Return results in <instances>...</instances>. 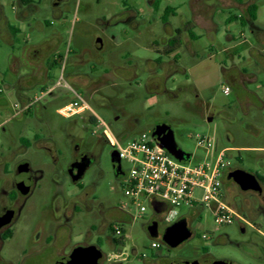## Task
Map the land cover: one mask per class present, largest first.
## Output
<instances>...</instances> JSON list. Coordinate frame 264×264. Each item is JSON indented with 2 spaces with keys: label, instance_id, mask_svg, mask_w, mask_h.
Instances as JSON below:
<instances>
[{
  "label": "rangeland",
  "instance_id": "1",
  "mask_svg": "<svg viewBox=\"0 0 264 264\" xmlns=\"http://www.w3.org/2000/svg\"><path fill=\"white\" fill-rule=\"evenodd\" d=\"M34 1H40L43 11L34 17L40 18L41 22L46 17L51 20L48 14L49 0ZM183 1L163 0L157 13L152 15L146 0H69L66 6H62L58 22H53L52 26L43 24L42 33L30 31L34 22L32 26L22 25L20 34L16 36L17 41L12 46L2 38L3 34H0V91L6 95L9 103V109L0 111V126L4 129V131L0 130V152L4 151L11 136L17 139L21 131H25V135L31 138L36 126L26 114L23 115L22 121L10 120L18 110L14 106L16 99L12 91H8L15 79L10 69V57L19 59L21 49L27 42L38 47L39 57L45 62L54 53L66 55L71 60L79 58V65L67 66L66 73L89 74L96 79L91 85L86 84L83 90L73 87L90 107V111L85 112L81 117L84 119L92 115L99 117L110 126L111 135L118 140L122 148L142 134L151 138L154 125L167 120L171 123L176 145L189 156L203 158L205 151L197 147V136L208 137L215 143L216 151L231 148L226 153L230 167H238L264 177V111L260 109L258 99L263 100L264 97V76L258 74L257 82L244 85L232 84L231 80L235 77L234 66L258 72L252 61H261L258 51L262 50V45L256 42L247 25L241 26L239 21L227 24L224 15L217 16L215 21L218 31L214 37L211 38L201 31H196L200 36L191 43L194 52L192 54L181 53L177 64L184 70L183 74L175 73L167 80L157 77L148 84L149 87L155 84L154 86H158L157 90L163 87L171 89L177 98L169 100L163 94L147 91L146 83L149 80L147 69L155 70L153 62L159 57L155 49L160 46L156 47L152 43L154 41L159 43L163 34V25L160 21L163 8L167 4L177 5ZM0 4L5 8L6 17L13 20L15 14L12 13V3L9 0H0ZM259 8L258 24L264 26V0L259 1ZM130 12L137 17L138 23L135 30L121 22ZM178 13L185 14L186 10L179 9ZM170 20L175 25L176 20L171 18ZM107 22L110 26L105 25ZM55 28L58 29V41L51 38V32ZM227 34L232 35L235 40L227 42ZM96 44H101V49H96ZM238 55L243 58V64H240L242 59L237 58ZM108 63L116 66L135 65L134 70L137 76L132 78L131 70H124L122 75L125 79H121L122 81L109 76L104 77L105 72H110ZM18 69L20 73H26L25 67H18ZM51 75L52 80L47 84L46 89L58 81L59 69L56 68ZM81 82L85 81L81 80ZM113 83H118V85L112 86ZM24 84L27 86L25 96L31 99L40 96L42 92L40 85L30 80H25ZM119 86L123 87L126 93L114 99L116 97L114 88L117 89ZM225 86L230 89L229 96L223 94ZM176 87L183 89L177 91ZM64 92L65 89L61 88L59 94L55 92L54 97L45 96L40 101L41 104L48 103L50 106L46 108L45 114L53 119V123L47 129L59 141L62 140V135L61 133L58 135L57 125L65 119L56 115L55 110L69 103V95L65 99ZM107 97L111 99L113 106H121L126 115L139 117V125L126 128V122L129 121L126 117L115 121V112L101 107L95 100ZM102 130V128L93 126L91 131L94 135L103 137ZM126 131L125 137L119 139L118 137ZM94 135L88 132L87 143L94 138ZM115 154V149L106 142L101 153L99 167L89 169L79 183L93 182L97 171L106 174L96 186L95 193L107 206L113 207L120 213L123 223L121 226L126 230L132 242L140 248V252L147 254V247L151 248L152 243L160 244L163 234L160 232L158 238L151 239L143 230L142 225L152 218L149 206L146 213L133 223H130L128 212L120 210L121 204L126 203L123 197L125 177L117 182L113 176L111 164ZM36 157L41 158L40 155H35V159ZM62 157L65 162L66 154ZM120 166L126 172L130 169L127 161H120ZM230 185L228 182L225 183L227 190ZM61 187L63 191L66 189L74 191L75 189L65 182ZM194 195L201 199L200 190H196ZM226 205L241 215L238 197L232 200L234 208ZM37 208L28 207L13 228L12 238L6 241L2 249L1 256L10 260L12 264H43L38 256H31L29 245H25L33 228L26 219ZM177 212L178 216L164 225L169 226L180 219L189 220L192 237L183 244L186 251L191 250L192 253L198 254L201 247H206L216 259L236 264H264V252L260 251V258H258V252L245 250L238 245L243 239L239 237L236 219L231 224L218 226L214 223L211 211L200 202L195 207L181 205L177 208ZM248 230L251 232V229ZM261 230L264 232V224ZM204 235L207 239H203ZM224 236H227V239H220ZM227 241L229 242L224 243ZM254 249L257 250L255 247ZM156 251L160 254L164 252V250ZM129 264L139 263L132 260Z\"/></svg>",
  "mask_w": 264,
  "mask_h": 264
},
{
  "label": "flooded vegetation",
  "instance_id": "2",
  "mask_svg": "<svg viewBox=\"0 0 264 264\" xmlns=\"http://www.w3.org/2000/svg\"><path fill=\"white\" fill-rule=\"evenodd\" d=\"M61 1V4L66 6L69 0ZM162 1L146 0L152 15L157 13ZM216 4V0H184L177 5L167 4L164 6L160 18L163 34L159 43L156 41L152 43L156 47L160 46V48L155 49L159 57L153 62L155 70L147 69L149 80L146 83V88L149 93L155 91L157 94L165 95L169 100L177 98L171 89L168 90L163 87L161 90H157L158 86H154V84L149 87L148 84L157 77L167 80L175 73H184V70L177 64L181 53L189 52L192 54L194 52L191 43L200 36L196 31H201L207 35V31L201 25L198 17L210 16L213 34L218 31V25L215 21L218 14L213 11ZM200 7L205 9L202 10ZM195 8L198 10L195 11ZM179 9H185L186 13H178ZM170 18L176 20L175 25L171 23ZM121 22L134 30L138 23L133 12L127 13ZM109 24L107 22L105 25L108 26ZM101 47V44H96V49H101ZM20 54L19 59L13 57L10 66L15 79L8 91H12L16 99L14 106L18 108L10 120L22 121L23 115L26 114L36 126L31 138L25 135V131H21L17 139H13L11 136L4 151L0 152V264H12L10 260L1 256V252L6 241L13 236V228L18 224L29 206L36 208L39 206V208L35 209L33 214L26 219L33 228L25 245H29L28 249L31 256H38L43 264H91V257L94 255H98L94 264H129L132 260L139 264H236L216 259L206 247H201L198 254L192 253L191 250L186 251L183 244L175 248H170L163 242L155 248L150 244L151 248L147 247V254L140 252V248L132 242L126 230L121 226L123 223L120 213L113 207L107 206L95 193L96 186L106 174L97 171L93 182L79 183L89 169L99 167L101 153L107 142L103 132V137H101L94 135L91 131L93 126H96L94 117L89 116L84 119L81 115L85 113L65 117L61 113L64 106L56 109V115L65 119L63 122H58L57 125L58 135L60 133L62 135V140L59 141L47 129L53 123V119L48 118L45 114L46 108L50 106L48 103L44 105L40 103L45 96L52 98L55 92L59 94L61 88L65 89L63 97L66 99L69 95V100H72L73 92L78 93L73 87L83 90L86 84L89 86L96 79L89 74L66 73L67 66L79 65L80 61L77 57L71 60L66 55L56 54L51 55L45 62L39 57L38 52L26 53L21 49ZM108 64L110 72H105L104 77L109 76L122 81L125 79L122 75L124 70H131L132 78L137 76V72L134 70L135 65L116 66L112 63ZM18 67H25L26 73H20ZM56 68L59 69L58 81L46 89L47 84L52 80L51 72ZM25 80L40 85L42 92L40 91L39 97L31 99L24 95L27 89L24 84ZM81 80L85 82L82 83ZM113 85L116 86L118 83H113ZM114 89L116 92L114 99L120 98L126 93L123 87L119 86ZM176 89L181 91L183 88L176 87ZM95 100L99 102L101 107L115 112V121L121 117H126L129 120L126 122V128H134L139 125V117L126 115L121 106H113L108 97ZM6 108L9 109L7 97L0 91V111ZM163 122L168 123L171 127V123L167 120ZM163 122L154 125L152 137L155 128ZM107 127L110 131V126L107 125ZM0 130L4 131L3 126H0ZM88 132L94 135L89 143L86 141ZM126 134L127 131L118 138L122 139ZM177 148L180 149L178 146ZM63 154H66L65 162H63ZM35 155H40L41 158L36 157L35 159ZM189 160L195 161V156H189ZM76 166H84L85 169L81 177L74 180L73 170ZM116 166L117 169L112 163L111 171L116 181L119 182L122 177L126 178L127 172L121 168L119 159ZM236 169L241 168L228 165L221 172L223 200L234 208L232 200L234 197H238L241 209L240 216L245 221V224L240 225L238 223L237 225L239 237L243 239L238 245H241L245 250L258 252L257 257L260 258V251L264 252V232L261 230L262 224H264V179L254 174L260 190L243 191L232 178L227 179V176ZM64 182L71 184L76 190H61ZM226 182L231 184L228 190L225 186ZM41 207L42 209H40ZM161 208L163 211L156 213L150 207L149 211L152 213V218L142 225L149 238L148 227L153 222L156 223L158 236L160 232L163 234L167 227L164 225L165 207L161 206ZM120 210L123 211L121 206ZM185 219L188 228H190L189 220ZM130 223L132 222L130 221ZM117 226L120 228L119 234L115 231ZM248 229H251V232ZM223 238L227 239V236L220 239ZM155 250H164V252L160 254Z\"/></svg>",
  "mask_w": 264,
  "mask_h": 264
},
{
  "label": "built area",
  "instance_id": "3",
  "mask_svg": "<svg viewBox=\"0 0 264 264\" xmlns=\"http://www.w3.org/2000/svg\"><path fill=\"white\" fill-rule=\"evenodd\" d=\"M223 94L230 95L229 87H223ZM89 111L87 102L75 92L72 100L61 109L65 117ZM93 117L118 159L130 165L123 188L126 203L121 204V209L128 212L132 223L146 213L152 203L165 207V223H170L178 216L179 206L192 207L200 202L208 207L218 226L231 224L234 219L240 225L245 224L244 219L226 205L221 192V172L229 165L227 149L216 151L213 140L197 136V147L202 148L205 155L197 162L181 163L160 149L153 137L144 134L122 148L107 125L99 117ZM196 190L201 191V199L194 195ZM115 231L119 234L120 228L117 226ZM203 239H207L206 235ZM157 246L152 243V247Z\"/></svg>",
  "mask_w": 264,
  "mask_h": 264
},
{
  "label": "crops",
  "instance_id": "4",
  "mask_svg": "<svg viewBox=\"0 0 264 264\" xmlns=\"http://www.w3.org/2000/svg\"><path fill=\"white\" fill-rule=\"evenodd\" d=\"M12 3V13L15 14V17L13 20H9L5 15V8H3L0 4V34L2 35V38L7 41L9 45H14L15 41H17L16 36L20 34V26L22 25H28L32 26L31 24L34 22V26L30 27V31L36 32V33H42L43 31V24L52 26L53 22H58V17H61V9H62V1L61 0H49V9L48 14L49 17H51V20H49L47 17L41 22L40 18H35L34 15H40L42 11V6H40V1L35 2L34 0H9ZM217 4L215 7H213V11H216L218 14L217 16H225V23L230 24L232 22H238L237 19H242V21L245 22V25L249 27L251 35L255 38L256 42L258 44L262 45V50L258 51V54L260 56L259 62L252 61L253 66L256 67L258 72L252 71L248 68L243 67H236L235 69V77H233L232 84H239L244 85L248 83H255L257 82L258 74H262L264 76V26H261L258 24L259 14H260V8H259V1L260 0H216ZM251 7H255L254 14V20H250L248 16V10ZM201 8V7H200ZM199 8V9H200ZM202 10L205 8H201ZM195 11L198 10V8L194 9ZM232 19L231 22H228L229 19ZM198 20L200 21L203 28L207 31V35L211 38L214 37L215 34H213L212 31V21L210 19V16L206 17H198ZM51 38L58 41V29L55 28L51 32ZM227 42H231L235 40V38L227 34L226 36ZM23 51L26 53L28 52H39L37 46L30 45L26 42V45L22 48ZM58 53H54L52 55H56ZM233 58V57H231ZM237 58H241L240 64L244 63L243 58L238 55ZM13 57H10V66L12 65ZM245 78V79H244ZM262 87V86H261ZM260 88V87H259ZM264 89V87H263ZM259 99V103L261 105L260 109L264 111V97L263 100ZM215 144V143H214ZM216 146V145H215ZM227 149L228 152L231 148H223ZM201 159L195 157V161L197 162ZM259 176V175H258ZM261 177V176H259ZM264 179V177H261ZM195 207V206H194Z\"/></svg>",
  "mask_w": 264,
  "mask_h": 264
},
{
  "label": "water",
  "instance_id": "5",
  "mask_svg": "<svg viewBox=\"0 0 264 264\" xmlns=\"http://www.w3.org/2000/svg\"><path fill=\"white\" fill-rule=\"evenodd\" d=\"M153 139L158 145L160 149L165 151L167 154L172 156L174 159L181 163H188L189 155L183 152L181 149L177 148V145L174 140V135L170 125L166 122L160 123L154 130ZM118 161L117 154L112 157V163L114 168L117 169L116 163ZM85 167L84 166H76L73 170L74 180H77L81 177ZM232 178L233 181L240 187L241 190H253L259 191V183L254 174L249 173L243 169H236L231 172L227 179ZM153 210L158 213L163 211L160 205L156 203H152ZM148 233L151 239L158 238V233L156 231V223L153 222L150 227H148ZM192 233L187 226L186 219H180L174 222L173 224L166 227L161 240L162 242L169 246L170 248H175L181 244H184L189 239H191ZM78 257H81L78 255ZM98 255H94L91 257L92 263L94 264Z\"/></svg>",
  "mask_w": 264,
  "mask_h": 264
},
{
  "label": "trees",
  "instance_id": "6",
  "mask_svg": "<svg viewBox=\"0 0 264 264\" xmlns=\"http://www.w3.org/2000/svg\"><path fill=\"white\" fill-rule=\"evenodd\" d=\"M255 9H256L255 7H251V8L248 10V16H249V19L252 20V21H253L254 18H255V17H254V14H253V12L255 11ZM231 20H232V19L230 18L228 22H231ZM237 20L239 21V23H240L241 26H244V25H245V22L242 21V19L239 18V19H237ZM90 119H91V120H94L93 118H90ZM94 121H95V120H94Z\"/></svg>",
  "mask_w": 264,
  "mask_h": 264
}]
</instances>
